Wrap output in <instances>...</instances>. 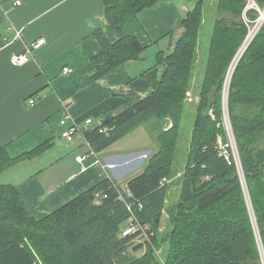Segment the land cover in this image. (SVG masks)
Wrapping results in <instances>:
<instances>
[{
	"label": "trees",
	"instance_id": "1",
	"mask_svg": "<svg viewBox=\"0 0 264 264\" xmlns=\"http://www.w3.org/2000/svg\"><path fill=\"white\" fill-rule=\"evenodd\" d=\"M160 1L105 0L106 19L120 39L110 43L101 30L94 33L101 51L91 59L93 81L143 58L147 47L127 34L125 25ZM205 2L199 0L183 18V32L173 52L167 57L158 53L157 64L165 62L167 70L154 91L147 97L123 92L122 111L84 133L93 151L101 153L151 120L171 122V128L158 134L159 149L144 171L125 186L105 179L41 220L32 216L16 186L0 183V264H262L225 124V82L258 16L249 9L250 24L243 20L249 0L217 1L219 17L211 34L187 161L179 180L180 197L174 205L167 204L176 177L187 94L193 87ZM255 2L264 7V0ZM227 98L230 126L264 251V26L238 61ZM43 148L16 160H7L1 150L0 174ZM124 187L131 193L126 203L120 199ZM97 194L102 197L99 203ZM165 212L171 226L162 233ZM133 215L139 230L124 236L135 223ZM137 240L142 242L132 250H145L141 257L130 253ZM164 246L162 262L157 252Z\"/></svg>",
	"mask_w": 264,
	"mask_h": 264
},
{
	"label": "crops",
	"instance_id": "2",
	"mask_svg": "<svg viewBox=\"0 0 264 264\" xmlns=\"http://www.w3.org/2000/svg\"><path fill=\"white\" fill-rule=\"evenodd\" d=\"M198 1L161 0L129 19L125 32L147 47L143 58L93 81L91 59L101 51L94 33L101 30L110 43L120 39L106 19L105 0H0V151L7 160H16L48 145L13 162L0 174V183L19 189L35 219L52 214L105 179L125 186L144 171L155 152L149 156L150 150L138 152L144 148L136 146L115 149L130 134L92 154L84 133L122 111L123 92L147 97L154 91L167 70L165 62L157 64V55L173 52L183 18ZM40 39L45 44L34 50L29 62L11 64L12 56ZM65 68L70 73L64 74ZM66 117L71 119L67 127L80 128L72 141L61 136ZM87 120L92 121L89 126ZM85 156V163H79ZM137 161L141 163L136 168L126 169Z\"/></svg>",
	"mask_w": 264,
	"mask_h": 264
},
{
	"label": "rangeland",
	"instance_id": "3",
	"mask_svg": "<svg viewBox=\"0 0 264 264\" xmlns=\"http://www.w3.org/2000/svg\"><path fill=\"white\" fill-rule=\"evenodd\" d=\"M217 1L218 0H206V2H205V18H204V23L202 26V32H201L200 42H199V47H198V59H197L195 69H194L193 87L189 91V93L187 94L186 110L184 113L182 128H181V134H180V145H179V150H178L176 163H175V167H174V172H175L176 177H175L173 184L171 185L170 194L168 196V200H167L168 207L177 203V201L179 200V197H180L179 180H180L181 175L183 174V171H184V168L186 165V161H187L188 150H189V146H190V142H191V134H192L193 124L195 121L196 103H198V101H199L198 93H199L200 86L202 83V79L204 77L206 66H207L208 50H209L211 38H212L211 34H212V30L214 28L213 27L214 22L219 17V15L217 14V10H216ZM251 1H252L251 4H253L255 2V0H251ZM257 7L254 8V10H256L257 14H258L257 19L254 23L251 24V26H249L248 36H247L245 43L243 45L244 47L242 46V49H241L239 55L237 56V58L235 59L231 69L229 70L227 81L225 82V87H224V97H225V109H226L225 110L226 127L230 131L231 147L233 149V152H234V155L236 158V164H237V167L239 170V174L241 176V181L244 182V191H245L247 198H248V201H249V203L247 201L248 211L251 215L253 229H254L255 235L257 237L259 250L262 253V255H261L262 264H264V251H263V247H262V242L259 239L257 226L255 225L256 221H255L254 211L252 209L253 206H252V203L250 201V196L248 194L246 180H245L243 170H242L241 160L239 157L238 149H237L235 139H234V136L232 134V130H231V126H230V117H229V113H228V102H227V99H228L227 97H228V93H229V86H230L232 73H233L238 61L240 60V58L242 57L243 53L248 48L250 43L252 42V40L255 37V35L257 34V32L261 29V27L264 26V21L262 20V12H264V7H261L258 4H257ZM249 9H252V8H250V4H248V6H247V8L245 10V14L247 13V11ZM243 20L246 21L244 16H243ZM246 23L248 24L247 21H246ZM249 37H251V40H249ZM171 127H172L171 122L161 123L157 120H151V121L147 122V124H144L143 126L139 127V129L130 133V136L126 140H123L122 142H119L118 144H116L115 149H117L118 151H121L125 148H132V147L136 146V147L144 148V149L139 150L138 152H144L146 150H150L149 152H147V154H149V156H151L153 152L156 153L157 150L159 149V144L157 141L158 134L161 132L162 129L171 128ZM61 134H62V132H61ZM149 156H148V158H149ZM148 158L146 157L145 160H147ZM140 163H141L140 161H137V163L135 162V164H132L129 168H126V169H130V168H134V167L136 168L138 165H140ZM146 164H147V161H146ZM135 170L136 169H134V171ZM2 180L5 181L6 176H4L2 178ZM170 226L171 225H170L169 215H168V213L165 212L163 215V218H162L160 231L162 233H164L170 228ZM141 242H142L141 240H137L134 243V245L131 247L130 253L133 256L141 257L144 254L145 250H143V249L138 251V252H134L132 250L133 247H135L138 244H141ZM166 251H167V246H164L162 248V250L157 252L158 257L160 258V260L162 262L165 260Z\"/></svg>",
	"mask_w": 264,
	"mask_h": 264
},
{
	"label": "built area",
	"instance_id": "4",
	"mask_svg": "<svg viewBox=\"0 0 264 264\" xmlns=\"http://www.w3.org/2000/svg\"><path fill=\"white\" fill-rule=\"evenodd\" d=\"M251 2L252 1L249 0L248 4H250V8H252V9L256 8L257 7V3L254 2L253 4H251ZM263 14H264V12H262V15ZM244 17H245L246 21L250 24V21L246 18L247 17L246 14H244ZM20 36H21V31H17V38H19ZM44 44H45V40L44 39H40L36 43H33V44L27 46L26 49L22 53L14 55V56L11 57V64L15 65V66H20V65L26 64L27 62L30 61L34 50L40 48ZM63 73L64 74L70 73V69L69 68H65L63 70ZM29 102H30L31 105H33L35 103V100H30ZM69 118L70 117H66L65 119H63L61 121V125L66 127L65 130L62 132L61 136H62V138H64L67 141H72L74 139V136L77 134V132H80V128L76 124H73L72 126L67 127V125L71 122V119H69ZM91 122H92L91 120H87L86 121V125L89 126L91 124ZM225 124H226V122H225ZM229 133H230V131H229ZM92 154H95L94 151H92ZM86 159H87V156L79 157L78 158V162L81 163V164H84ZM243 185H244V182H243ZM126 196H131V193L126 187H124L120 191V199L123 200L125 203H126V200H125ZM101 198H102L101 195L97 194V202L98 203L101 200ZM127 206H128V209L131 211V205L127 204ZM131 221L135 222V223H131V226L129 227V229H127L124 232V236L130 235V234H135L139 230V224H137V220H136L134 215L131 218Z\"/></svg>",
	"mask_w": 264,
	"mask_h": 264
},
{
	"label": "bare ground",
	"instance_id": "5",
	"mask_svg": "<svg viewBox=\"0 0 264 264\" xmlns=\"http://www.w3.org/2000/svg\"><path fill=\"white\" fill-rule=\"evenodd\" d=\"M262 20L264 21V14L262 15ZM262 24V23H261ZM249 40H251V37H249ZM249 43V42H248Z\"/></svg>",
	"mask_w": 264,
	"mask_h": 264
}]
</instances>
